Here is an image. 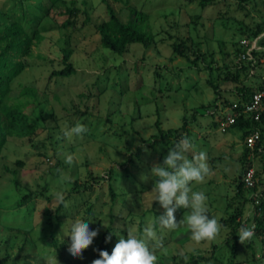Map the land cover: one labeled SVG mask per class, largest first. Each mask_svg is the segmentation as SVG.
<instances>
[{"label":"rangeland","instance_id":"rangeland-1","mask_svg":"<svg viewBox=\"0 0 264 264\" xmlns=\"http://www.w3.org/2000/svg\"><path fill=\"white\" fill-rule=\"evenodd\" d=\"M69 1L50 5L49 0H0V26L7 22L6 14L40 35L29 55L21 58L23 67L10 82L9 100L27 102L22 109L35 132L22 139L6 137L0 147V254L7 255L5 264H57L56 259L58 264H92L102 238L111 235L106 243L112 252L128 229L144 238L148 225L164 243L155 250L157 264H256L250 248L240 241L232 255L227 218L240 207L237 220L253 230L248 198L261 193L264 199V157L251 159L256 189L238 193L241 131L220 132L213 120L223 98L235 100L240 86L264 77V53H257L247 76L239 71L231 78L236 74V42L245 39L256 49L264 48V0H208L204 7L199 0H105L121 21L131 18L130 9L142 12L153 39L146 48L131 43L122 54L99 43L95 26L108 18L105 3L72 0L73 24L63 27L66 15L61 12ZM256 30L257 36L249 37ZM65 48L75 72L53 75L52 70L63 67ZM22 87L32 94H22ZM183 121L185 132L180 130ZM77 123L88 131L71 141L64 138L63 129ZM159 129L182 136L175 139L172 131L160 137ZM184 136L197 152L206 153L211 169L204 183L191 184L192 191L207 196V215L221 224L216 239L199 244L186 224L161 229L157 217L164 209L152 201L155 177L150 168L162 164ZM261 142L264 145V139ZM68 154L75 157L73 164L65 162ZM58 191L64 193L67 208L55 199ZM24 195L28 197L22 203ZM189 211L177 209V222ZM76 218L86 220L90 230L99 229L82 259L68 252L67 234ZM262 229L251 238L255 259L264 251Z\"/></svg>","mask_w":264,"mask_h":264},{"label":"trees","instance_id":"trees-1","mask_svg":"<svg viewBox=\"0 0 264 264\" xmlns=\"http://www.w3.org/2000/svg\"><path fill=\"white\" fill-rule=\"evenodd\" d=\"M58 0H49V4L53 5ZM105 3V9L108 14V18L105 21H102L96 24L95 28L99 34V43L102 47L116 53L122 54L127 46L131 43H140L144 48L148 47L152 43V36L148 32L147 24L145 22V15L136 10L130 9L131 18L126 21H121L118 16L114 13L111 6L106 3L105 0H102ZM118 1V0H114ZM208 0H199V5L204 7ZM76 8L74 7V1L70 0L69 5L64 8L61 12L66 15L65 19L61 22V26L66 27L72 25L73 22L71 20V16L75 13ZM4 17L7 18V22L0 26V147L5 141L6 137H15V138H26L31 137L35 132V125L29 121L28 115L22 109L24 104L27 102H20L18 100L10 102L12 89L10 88V82L12 78L19 73V71L23 67V63L21 58L29 55L30 46L34 45L40 39V35L37 30L32 29L30 32L26 31L21 24L14 20L10 19L6 14H3ZM257 36V30L252 32L249 37ZM264 45V41L261 42ZM246 47H244L239 42L235 43L234 55L236 57V67L235 73L231 75L232 79H236L237 73L239 71L245 72V76H247L250 60H241L239 59V55L244 53ZM173 50L178 54L182 55L181 50L178 48V44H173ZM262 52H252V54H257ZM259 54V55H261ZM70 50L63 49L61 62L63 67L59 70H52L51 74L61 77H66L75 72L74 67L69 61ZM255 66H252L254 68ZM261 82H264V79L261 81H256L255 84L251 86L242 85L239 87V91L236 94L235 101H246L249 98L250 93L260 86ZM212 87L214 92H217L216 84L211 81L208 82ZM21 93L24 95H31V89L28 87H22ZM230 103L227 99H222V105L226 106ZM214 106V104H213ZM216 109V107H214ZM215 116L217 115L214 114ZM185 121L182 122L180 126V130L182 132L186 131ZM213 123L217 126L216 120H213ZM257 128L259 131V140L255 143L252 149H248L243 144V139L245 135L251 130ZM228 129H235L241 131L240 138L242 140V150L239 154V160L241 162V170L238 175V182L236 183V188L238 193H241V189L244 188L243 184L240 180L242 172L251 166V159L255 155L264 157V145H262L264 139V111L260 114L259 121H251L249 118H244L242 116H238L235 118L233 124ZM227 129V130H228ZM226 130V131H227ZM175 132V130H158V135L160 137L168 136ZM182 136L181 132L174 133V137L180 138ZM174 145L171 146L173 148ZM17 164H20V161H17ZM261 169L264 170V164L261 166ZM11 174H15L14 170L10 171ZM254 176H257V170H254ZM14 180V176L12 177ZM15 181V180H14ZM13 181V182H14ZM75 184V183H74ZM73 184V185H74ZM250 191H254L256 189V184L254 183L250 188H247ZM28 196L24 195L21 198V202H25ZM243 200L247 201V198H243ZM252 204V215L251 218L253 220V230L259 233L263 232L264 227V199L261 196V193L256 199L248 198ZM256 200V203H253ZM21 205V203H19ZM241 212V208H235L233 214L227 218V222L231 225V235H232V255H234L235 247L239 243L238 230L241 227L239 220L237 217ZM262 226V227H260ZM246 247L250 248L251 255L256 264H264V251H260V255L256 256L253 246L251 244V240L246 241L244 244ZM98 250H106L111 254L108 249L107 243L104 238L100 240V243L95 252V257L99 258ZM199 259H202V256ZM8 257L7 255L0 254V264H5ZM197 260V259H194Z\"/></svg>","mask_w":264,"mask_h":264},{"label":"clouds","instance_id":"clouds-1","mask_svg":"<svg viewBox=\"0 0 264 264\" xmlns=\"http://www.w3.org/2000/svg\"><path fill=\"white\" fill-rule=\"evenodd\" d=\"M87 131L84 124L77 123L71 128L63 129V137L71 141L73 137H80ZM195 149L196 145L189 137H182L173 148L169 149L162 164L155 163L151 166L150 174L151 177H155L151 189L154 193L152 201H158L164 209V212L157 217L161 229L171 231L186 224L191 231V239L199 244L202 241L216 239L221 231V224L214 216L209 218L207 215L209 213L207 196L203 192L192 191L193 182L202 184L211 173L206 153L197 152ZM65 162L73 164L75 157L68 154ZM65 179L70 181V177ZM54 196L65 208L68 207L62 191L56 192ZM180 208L190 211L186 217L183 216V219L177 222L174 213ZM98 232L99 229L90 230L86 220L74 219L70 225V232L67 234L71 238L68 252L73 257L82 259L83 251L92 245ZM143 233L144 238H139L134 229H128L127 237H120L111 254L106 250H98L99 258L94 259L92 264H157L158 257L155 250L164 248L163 239L158 236L153 225L145 227ZM237 234L240 243L245 244L254 236V230L242 225ZM110 239L111 235L107 236L106 242ZM149 242H152L151 247ZM56 262L58 264L57 259Z\"/></svg>","mask_w":264,"mask_h":264},{"label":"built area","instance_id":"built-area-1","mask_svg":"<svg viewBox=\"0 0 264 264\" xmlns=\"http://www.w3.org/2000/svg\"><path fill=\"white\" fill-rule=\"evenodd\" d=\"M240 44L246 47L244 53L239 55L241 60H250L251 62L255 61L253 59L254 54L252 52H262L264 53V48L259 47L255 48L251 41L240 40ZM253 68L251 67V70ZM262 77V76H261ZM262 80L264 77L261 78ZM264 111V82H261L260 86L255 88L249 95V98L246 101L237 102L235 100L230 101L226 106L222 105L217 111L215 120L217 123V130L220 132H225L234 122L235 118L242 116L244 118H249L251 121H259L260 114ZM259 140V131L257 128L251 129L244 137L243 144L248 148L252 149L255 143ZM254 170L251 166L246 168L240 177V180L244 188H250L254 182ZM256 203V200H255Z\"/></svg>","mask_w":264,"mask_h":264}]
</instances>
